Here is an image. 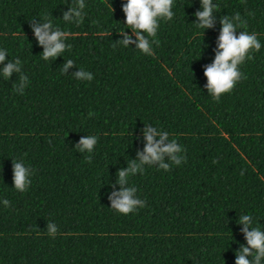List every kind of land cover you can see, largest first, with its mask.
Here are the masks:
<instances>
[{
	"label": "trees",
	"instance_id": "trees-1",
	"mask_svg": "<svg viewBox=\"0 0 264 264\" xmlns=\"http://www.w3.org/2000/svg\"><path fill=\"white\" fill-rule=\"evenodd\" d=\"M211 2L219 10L201 29V0H174L156 37L140 30L154 53L146 55L124 24L127 0H83L82 9L77 0H0V264H236L249 247L240 217L264 232V0ZM72 8L83 23L63 19ZM237 13L244 26L235 35L255 32L261 48L217 102L204 69L221 17L240 23ZM48 20L71 48L44 60L33 25ZM148 126L179 148L122 185L118 172L141 163ZM88 136L97 137L91 151L80 145ZM14 162L27 169L24 190ZM128 187L146 206L123 215L109 197Z\"/></svg>",
	"mask_w": 264,
	"mask_h": 264
},
{
	"label": "clouds",
	"instance_id": "clouds-1",
	"mask_svg": "<svg viewBox=\"0 0 264 264\" xmlns=\"http://www.w3.org/2000/svg\"><path fill=\"white\" fill-rule=\"evenodd\" d=\"M79 8H84L83 0H77ZM203 10L197 11L195 15L198 18L196 26L203 29L204 27H211L213 16V9L219 10L217 4H213L211 0H201ZM174 6V0H127V3L122 5L125 13L124 24L128 26L136 34L137 48L146 55H154L152 52L148 40L144 35L141 34L140 30L146 32L148 36L156 37L157 29L160 27V21H170L173 19L175 13L171 11ZM114 9L111 6V11ZM83 13L76 8H72L69 12L64 13L63 19L69 21L72 16L76 17V24L83 23ZM233 20L239 21L240 23H233L227 16L221 17V31L218 37L217 51L213 62L207 65L204 69V75L207 77V85L209 94L217 102L220 100L221 93H228L234 89L237 82L246 79V76L238 70V65L245 62L246 59H251V52L259 51L261 48L260 40L258 39L257 33L248 31H240L239 35H235L236 29L244 26V22L240 19V14L237 13ZM52 26V21L36 26L33 25V31L38 42L44 46L42 53V59L47 60L49 57L54 58L57 54L65 50L66 47L69 49L71 45H65L63 38L67 35L66 31L57 29L56 31L49 32ZM125 38L121 43L126 47L131 42L130 37L124 34ZM159 44V41L156 40ZM251 49V52L249 51ZM5 59L4 52L0 51V61ZM20 61L17 59L16 63H9L3 69V74L7 78L12 70L19 71ZM72 65V60H67L64 65L65 68ZM87 75L89 79L91 76L83 72L78 73L77 76ZM93 113H89V116ZM160 135L159 141L154 140V136ZM169 135L168 132L158 133L155 128L148 126L144 129V137L147 143L144 146V151L138 153L140 157V164L132 162L130 167L125 170H120L119 183L122 185L125 182L126 177L129 173L141 171L143 169L141 165L143 163H151L152 161H161L163 154H172L176 152L179 146L175 143V139L170 144H163V140ZM97 142L96 136L84 137L80 141V145L83 148H87L89 151L92 150L93 145ZM90 161V158H88ZM173 161L176 164L180 163V158L173 157ZM161 168L165 171L170 170L168 164L161 163ZM27 169L22 166L19 162L13 164V180L16 189L24 190L28 181L26 180ZM136 191L135 187L122 188L119 192H114L109 197L112 202V207L117 212L123 215H128L137 211V205L139 208L145 207V201L139 198H133V193ZM5 204L8 200L5 199ZM250 215H244L240 217V222L244 223L246 227L242 229L245 233V238L249 247L241 246V253L237 254L236 264H260V260L264 257V232H261L259 226L254 227L252 231L247 230V224L250 222ZM56 229L54 225H49V235L55 236ZM251 249L256 250L253 261H249L245 258L246 255H251Z\"/></svg>",
	"mask_w": 264,
	"mask_h": 264
}]
</instances>
